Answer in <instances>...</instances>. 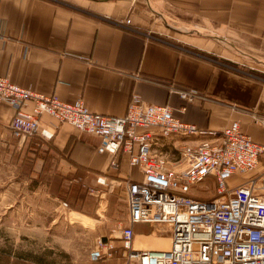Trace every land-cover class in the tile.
Returning <instances> with one entry per match:
<instances>
[{
	"label": "crops",
	"instance_id": "crops-1",
	"mask_svg": "<svg viewBox=\"0 0 264 264\" xmlns=\"http://www.w3.org/2000/svg\"><path fill=\"white\" fill-rule=\"evenodd\" d=\"M0 76L112 116L137 96L200 129L235 120L264 144V0H0ZM178 89L196 95L186 102ZM12 114L1 101L0 149H50L73 170L117 183L140 178L127 155L112 170L100 138L46 114L41 127L51 137L20 141L8 126ZM200 140L162 139L156 148L178 157L175 149ZM236 176L231 187L250 177L264 183V157Z\"/></svg>",
	"mask_w": 264,
	"mask_h": 264
},
{
	"label": "built area",
	"instance_id": "built-area-1",
	"mask_svg": "<svg viewBox=\"0 0 264 264\" xmlns=\"http://www.w3.org/2000/svg\"><path fill=\"white\" fill-rule=\"evenodd\" d=\"M178 95L191 102L196 91L178 89ZM1 101L13 110L8 126L20 141L51 137L41 127L46 114L100 138L98 150L112 155V170H118L119 157L127 155L129 168L140 178L128 174L123 183L128 217L118 240L124 264H264V183L250 177L230 186L233 177L257 168L264 144L243 133L238 121L222 130L200 129L174 117L169 106L137 96L129 99L124 115L112 116L90 111L81 98L63 101L2 76ZM189 137L201 140L175 149L178 157L156 148L162 139ZM203 182L213 184L211 198L189 195L192 186ZM136 224L167 226L169 246L133 249ZM116 250L111 241L99 239L89 259L107 260Z\"/></svg>",
	"mask_w": 264,
	"mask_h": 264
},
{
	"label": "rangeland",
	"instance_id": "rangeland-1",
	"mask_svg": "<svg viewBox=\"0 0 264 264\" xmlns=\"http://www.w3.org/2000/svg\"><path fill=\"white\" fill-rule=\"evenodd\" d=\"M49 150L0 149V264H124L118 240L128 217L123 183L84 167L73 170L65 155L61 163ZM189 195L211 198L213 184H196ZM134 232L137 248L169 245L163 224H136ZM99 239L117 250L93 262L89 252Z\"/></svg>",
	"mask_w": 264,
	"mask_h": 264
},
{
	"label": "bare ground",
	"instance_id": "bare-ground-1",
	"mask_svg": "<svg viewBox=\"0 0 264 264\" xmlns=\"http://www.w3.org/2000/svg\"><path fill=\"white\" fill-rule=\"evenodd\" d=\"M168 246H169V245H168ZM133 249H135V250H139V249H140V250H141V249H143V248H137V247H136V244H134V245H133Z\"/></svg>",
	"mask_w": 264,
	"mask_h": 264
}]
</instances>
